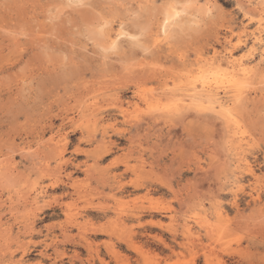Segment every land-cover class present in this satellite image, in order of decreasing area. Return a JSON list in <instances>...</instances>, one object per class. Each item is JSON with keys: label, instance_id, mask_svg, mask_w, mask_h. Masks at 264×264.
I'll list each match as a JSON object with an SVG mask.
<instances>
[{"label": "rangeland", "instance_id": "374dc122", "mask_svg": "<svg viewBox=\"0 0 264 264\" xmlns=\"http://www.w3.org/2000/svg\"><path fill=\"white\" fill-rule=\"evenodd\" d=\"M262 70L264 0H0V264H264Z\"/></svg>", "mask_w": 264, "mask_h": 264}, {"label": "bare ground", "instance_id": "6f19581e", "mask_svg": "<svg viewBox=\"0 0 264 264\" xmlns=\"http://www.w3.org/2000/svg\"><path fill=\"white\" fill-rule=\"evenodd\" d=\"M75 2H81V0H73ZM246 1V0H244ZM187 2V1H186ZM73 3V2H72ZM189 3V2H188ZM261 3V2H260ZM259 3V4H260ZM198 4V3H196ZM243 4H245L243 2ZM181 5V4H179ZM178 6V5H177ZM177 6H173L171 8V10L167 13L164 14L162 19H164L162 21V24L160 26V33L161 35L162 34H166L168 32V30H170L168 27H170V25L172 24L173 22V19H175L176 17H179V7L177 8ZM206 6V4H205ZM246 6V5H245ZM183 7V6H182ZM204 7V5H203ZM243 7V6H242ZM181 8V7H180ZM205 8V7H204ZM208 8V6H207ZM247 8H250V7H247ZM253 7H251V15H253ZM242 9H245L242 8ZM255 9V8H254ZM203 10H207L206 8L203 9ZM186 11V10H185ZM188 11V10H187ZM210 11V10H209ZM247 12V10H246ZM206 13V12H205ZM196 14V13H195ZM250 14V13H249ZM245 15V14H244ZM196 17V16H195ZM247 17V16H246ZM250 17V16H249ZM172 18V20H170ZM185 18V17H184ZM253 18V17H252ZM189 19V18H188ZM192 19V17H191ZM187 20V19H186ZM250 21V20H249ZM252 21V20H251ZM250 21V22H251ZM256 21V20H255ZM249 22V23H250ZM254 22V21H253ZM257 23H258V20H257ZM178 24V23H177ZM188 24H189V21H188ZM184 25V24H183ZM182 25V26H183ZM119 26H122V25H119ZM120 28V27H119ZM171 28V27H170ZM262 28V27H261ZM118 29V28H116ZM115 29V32L113 33H108V36H107V42L109 43V47L107 48V50L109 49H113V48H118L117 46L119 45L120 43V40L122 37H127V38H130V39H135V36L131 33H128L125 31V29L122 31V30H117L116 31ZM122 29V28H121ZM107 30V29H106ZM109 30V29H108ZM114 31V29H111ZM128 30V29H127ZM251 30V29H250ZM250 30H247V31H250ZM239 31V30H238ZM105 32V31H104ZM109 32V31H108ZM126 32V33H125ZM240 32V31H239ZM99 33V32H98ZM243 33V31H242ZM169 34V33H168ZM174 34V33H173ZM100 35V34H99ZM157 35V34H156ZM242 35V34H241ZM169 36V35H167ZM245 37V36H244ZM138 38V37H137ZM171 38V37H169ZM250 38V37H249ZM125 39V38H124ZM248 39V38H247ZM122 41L121 40V44H122ZM145 41V40H144ZM240 38H239V43L240 42ZM255 41L256 42H261L262 39L260 37H255ZM125 42V41H124ZM245 42V41H244ZM255 42V43H256ZM136 43V42H135ZM134 43V44H135ZM125 45V43H124ZM123 45V46H124ZM128 45V44H127ZM233 46V44H232ZM106 47V46H105ZM127 47V46H126ZM130 47V46H129ZM223 48V47H222ZM233 48V47H232ZM102 49V48H101ZM106 49V48H104ZM250 49V48H249ZM105 51V52H108V51ZM215 50V49H214ZM255 51V49H253ZM253 51V52H254ZM103 52V51H102ZM214 52V51H213ZM211 53V52H210ZM256 53V52H255ZM250 56V54H248ZM202 58V57H201ZM206 59V58H205ZM255 60V59H254ZM261 60V59H260ZM103 61V60H102ZM106 61V60H105ZM200 61V60H199ZM211 63H212V68H210L206 73L202 70L201 67L198 68V83L194 85L193 87V94L190 96V98H192L191 100L195 103V101L197 99L201 100L202 101H205L208 106L211 108V109H216V110H219V111H224L225 109V103L223 101H221L217 95H218V88L220 87H224L226 88L227 91H240V88H241V84H243V82H246L248 77H249V69H248V66H247V63L246 61H244L241 57H236L234 56L233 54H229L227 57L225 58H222L220 55L216 54L214 52L213 54V57L211 59ZM256 64V63H255ZM260 64V63H259ZM191 65V64H190ZM199 65V63L197 64ZM195 65V67L197 66ZM211 65V64H209ZM258 67V66H257ZM262 67V66H260ZM260 69V68H259ZM258 69V71H259ZM256 71V70H255ZM257 71V72H258ZM146 72V71H145ZM144 72V73H145ZM256 72V73H257ZM260 72H261V69H260ZM263 72V70H262ZM193 73V72H192ZM203 73V74H202ZM252 73H254L252 71ZM264 73V72H263ZM262 73V75H263ZM154 74V73H153ZM259 74V73H258ZM254 75V74H253ZM251 75V76H253ZM135 78V77H134ZM189 79V78H188ZM192 79V78H191ZM194 79V78H193ZM254 79V78H253ZM249 80V79H248ZM252 81V79H251ZM249 82V81H248ZM170 83V82H169ZM191 83V82H190ZM189 83V84H190ZM248 84V83H247ZM251 84V83H250ZM253 85V84H252ZM179 86V85H178ZM187 86V85H186ZM192 87V86H191ZM257 87V86H256ZM244 93L245 91L242 90ZM191 92V91H190ZM247 92V91H246ZM247 94V93H246ZM230 95V94H229ZM144 96V95H143ZM173 96V94H172ZM223 96V95H222ZM178 97V96H177ZM181 97V96H180ZM245 97V95L243 96ZM247 97V96H246ZM197 98V99H196ZM178 100H180L179 98H177ZM182 99V98H181ZM183 99H185V97H183ZM182 99V100H183ZM189 99V97H188ZM248 99V98H247ZM187 100V99H186ZM185 100V102H187ZM234 100V99H233ZM239 99H237L238 101ZM177 101V100H176ZM243 101H245L243 99ZM185 102H182L183 104ZM200 102V103H201ZM236 102V101H235ZM176 103V102H175ZM227 104V103H226ZM237 104V103H236ZM178 105V104H177ZM196 105V104H195ZM203 105V104H202ZM187 106V105H186ZM194 106V105H193ZM230 106V105H229ZM244 106V105H243ZM179 107V106H178ZM242 107V106H241ZM187 108V107H186ZM185 109V108H184ZM210 113V112H208ZM220 118V117H219ZM221 119V118H220ZM222 120V119H221ZM223 123V122H222ZM239 135V134H238ZM232 199V198H231ZM30 204L31 203H34L35 201L33 200L32 202L29 201ZM33 205V204H32ZM30 227V226H29Z\"/></svg>", "mask_w": 264, "mask_h": 264}]
</instances>
